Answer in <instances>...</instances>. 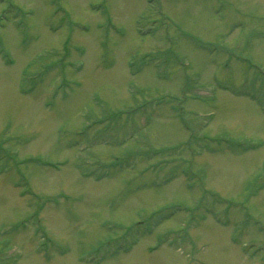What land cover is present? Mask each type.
I'll return each mask as SVG.
<instances>
[{
    "label": "rangeland",
    "instance_id": "1",
    "mask_svg": "<svg viewBox=\"0 0 264 264\" xmlns=\"http://www.w3.org/2000/svg\"><path fill=\"white\" fill-rule=\"evenodd\" d=\"M0 264H264V0H0Z\"/></svg>",
    "mask_w": 264,
    "mask_h": 264
}]
</instances>
